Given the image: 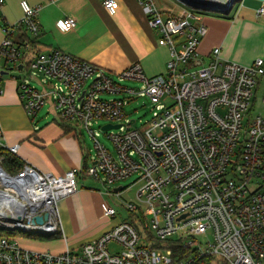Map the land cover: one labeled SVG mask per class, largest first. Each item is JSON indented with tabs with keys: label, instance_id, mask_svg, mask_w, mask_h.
Listing matches in <instances>:
<instances>
[{
	"label": "built area",
	"instance_id": "built-area-1",
	"mask_svg": "<svg viewBox=\"0 0 264 264\" xmlns=\"http://www.w3.org/2000/svg\"><path fill=\"white\" fill-rule=\"evenodd\" d=\"M139 2L161 34L159 44L170 50L166 71L152 76L140 62L112 75L57 48L27 57L28 42L18 47L13 36L20 27L33 34L41 30L40 6L28 0H21L24 14L19 22L4 25L0 60H25L29 72L41 74L27 77H38L42 87L27 77L19 80L27 113L35 115L52 99L58 118L90 131L96 153L85 171L70 168L63 175L36 172L26 165L19 172L21 184L36 183V177L42 181L39 194L47 197L34 210L5 187L16 195L10 201L18 206H7L11 218L0 212V264H211L216 258L223 264H264V110L251 115L255 93L264 89V57L242 64L222 57L219 46L204 56L199 44L207 27L193 8L164 15L154 0ZM104 5L113 13L118 3L105 0ZM258 14H264V0ZM76 23L72 16L58 20L62 29ZM125 79L141 85L124 84ZM105 93L114 96L103 97ZM138 94L150 98L152 116L142 127L131 128L137 119L128 120L126 98ZM249 114L250 125L242 134ZM100 119L121 123L104 130L110 131L117 155L94 135L92 122ZM2 136L0 125V144ZM9 148L16 152L18 145ZM82 171L110 186L108 194L121 196L138 185L135 200L124 203L129 217L94 239L57 252L25 247L7 233L16 228L29 234L62 232L57 203L79 189ZM131 176L135 178L129 186L111 188ZM47 210L43 224L28 221ZM117 213L111 203L105 210L111 217ZM111 242L120 248L111 249Z\"/></svg>",
	"mask_w": 264,
	"mask_h": 264
},
{
	"label": "crops",
	"instance_id": "crops-1",
	"mask_svg": "<svg viewBox=\"0 0 264 264\" xmlns=\"http://www.w3.org/2000/svg\"><path fill=\"white\" fill-rule=\"evenodd\" d=\"M28 1L40 6L38 18L41 30L38 34L28 31L29 37L36 39L37 43L24 50L27 57L32 58L40 51L57 48L89 60L112 75L134 62H140L148 76L166 71L169 47L159 44L161 34L150 25L139 0H116L118 5L113 13L105 7V0ZM154 1L164 15H179L185 8H190L181 0ZM261 5L254 0H245L229 14L199 13L200 21L207 27V33L199 44L200 53L205 56L219 46L222 57L242 64H251L255 58L264 57V14H258ZM23 14L21 0H3L0 6V44L5 36L4 25L19 22ZM71 16L76 19V26L62 29L58 20ZM24 32L26 30L20 27L13 37L18 40ZM3 63L0 61L3 88L0 93V125L3 133L0 147L10 150V146L18 145L15 153L26 165L41 173L63 175L70 168L85 171L86 150L82 139L75 130L66 131L55 118L39 125L33 122V117L22 103L17 75L12 71L2 74V70L6 69ZM93 160L89 156L88 164ZM83 171L79 174L82 185L74 193L61 198L57 207L62 232L73 234L93 226L94 231L84 237L88 241L113 227L114 222L113 217L105 214L110 202L103 200L97 189L83 183L84 178L90 176ZM100 217L108 220V223L98 221ZM84 242L76 243L81 245ZM28 248L36 249L32 246Z\"/></svg>",
	"mask_w": 264,
	"mask_h": 264
},
{
	"label": "rangeland",
	"instance_id": "rangeland-1",
	"mask_svg": "<svg viewBox=\"0 0 264 264\" xmlns=\"http://www.w3.org/2000/svg\"><path fill=\"white\" fill-rule=\"evenodd\" d=\"M257 3H262V0H254ZM245 0H235V3L233 5L234 8H232V11H235L236 7L241 6L244 4ZM196 13H202L203 15H208V14H222L218 10H206V9H198L194 8ZM10 66L16 65L13 63H9ZM12 73L16 74L18 76L17 78V83L19 85V80L27 77L28 73H32L31 75L33 76H41L37 71L31 70L29 72V69H23L19 70L16 67L12 70ZM30 77L29 80L31 83L38 87H42V84L39 82L38 77ZM122 83L124 84H129L133 86H137L138 88L140 87L141 83L137 80H130V79H125ZM263 87L261 86L258 88L256 91L255 95L257 97V102L255 103L253 110H252V117L258 114L261 110H264V104L262 102V94H263ZM120 95V94H119ZM103 97L106 98H111L114 96L113 93H105L102 95ZM22 100V99H21ZM23 103V101H22ZM152 104L150 98L145 95V94H138L134 95L132 97L126 98V104H125V111L128 116V120L130 119H137L136 123L129 125V127L134 128V127H142L144 125V122H146L151 116H152ZM57 109L55 105L53 104L52 99H50L46 104L42 106V108L33 116V122H36L37 125L47 121V120H52L53 118H58L57 115ZM251 116L246 115L244 117V128H243V133L244 134V129H248L251 121ZM108 122L106 119H100L98 121H93L91 128L94 130V135L95 137L102 143H104L107 147H109L115 155H117V150L116 147L111 140V138L108 136V133L110 131H104L102 129V125ZM126 126V125H125ZM81 128V139H82V144L84 146V149L89 152V156L91 159L95 157L96 149H95V138L92 136L90 131L87 128ZM1 160V159H0ZM1 164V163H0ZM2 165V164H1ZM4 168V167H3ZM5 169V168H4ZM6 170V169H5ZM21 170V169H20ZM19 170V171H20ZM7 171V170H6ZM8 172V171H7ZM11 174V173H10ZM12 176L16 175L15 173L11 174ZM135 176H131L122 180H119L116 184L112 185V189L114 187L118 186H129ZM86 186L93 187L94 189H97L99 194H102L103 200L109 201L113 206L116 207L118 210L117 216L111 218L113 220V224L116 225L120 221H122L125 217H129L128 211L124 207V203H126L128 200L133 199L135 200V191L138 188V185L133 186L131 189L123 192L121 196H118L117 194H108L106 191L110 186H105L101 180H98L94 178L93 176H86L84 178V182ZM82 185V181L80 182V186ZM0 187H12L8 185H4L3 183L0 182ZM13 188V187H12ZM9 192V191H8ZM10 194L13 195V193L10 192ZM101 196V195H100ZM98 221H103L105 223H108V220L104 218H98ZM110 222V221H109ZM112 228V227H111ZM93 226L89 229H84V230H78L77 232H74L73 234H69L63 230V232H59L56 234L54 237H47V236H30L29 233L24 232L23 230L16 228V229H10L7 231V233H10L14 235L16 240L19 241L20 244H22L25 247H34L36 249H44V250H52V251H62L65 246L67 247L70 245V247H74L76 245H79L80 243H76L78 241H87L84 240V237L88 236L90 233H92ZM101 235V234H100ZM98 237V236H97ZM208 238L207 236L205 239ZM31 243V244H30ZM82 243V242H81ZM109 247L113 250H118L120 248V245L117 244L116 242H111L108 244ZM64 247V248H63ZM63 248V249H62ZM211 264H223L219 261L218 258L212 261Z\"/></svg>",
	"mask_w": 264,
	"mask_h": 264
},
{
	"label": "water",
	"instance_id": "water-1",
	"mask_svg": "<svg viewBox=\"0 0 264 264\" xmlns=\"http://www.w3.org/2000/svg\"><path fill=\"white\" fill-rule=\"evenodd\" d=\"M185 5L189 6L190 8H198V9H206V10H218L220 11L222 14H229L232 11L233 5L235 3V0H224L223 2H218L213 1V0H181ZM17 68L19 70H23L24 69V63H18L16 66L12 65L9 68L2 70V74H7L9 72H11L14 68ZM131 122H134V119H131ZM121 123H105L102 126L103 130H108L110 128H117L120 127ZM30 166V165H29ZM32 167V166H30ZM36 172H39L36 168L32 167ZM0 171L2 173H5L8 177H10L11 179H16V180H20L23 177L20 175V173L12 176L9 172H7L3 166L0 164ZM123 186H118L115 189L116 190H120L122 189ZM13 199L14 195L10 194V192H8L6 190L5 187H0V199L2 200H7V199ZM36 208V206H32L31 205V209L34 210ZM49 214L50 212L47 210L43 215H35L33 217L28 218V221H31L32 223H40L43 224L48 218H49ZM7 215L9 218L12 217V215L7 212ZM17 219L19 220H23L22 215H18Z\"/></svg>",
	"mask_w": 264,
	"mask_h": 264
},
{
	"label": "trees",
	"instance_id": "trees-1",
	"mask_svg": "<svg viewBox=\"0 0 264 264\" xmlns=\"http://www.w3.org/2000/svg\"><path fill=\"white\" fill-rule=\"evenodd\" d=\"M27 41L29 46L28 47H24V42ZM37 43L36 39H32L29 37L28 32H24L21 36L20 39H18L17 44L18 47H24V50L30 47L35 46ZM0 61H4L3 65L4 67L7 69L10 67L9 62L7 61V59H1ZM22 61V62H21ZM21 63H24V69H29V62L25 61V60H21ZM19 62V63H20ZM13 64H18L17 63H13ZM15 65V66H16ZM34 115H32L33 117ZM57 119V118H55ZM58 122L65 128L66 131H71V130H75V133L78 135V137L81 138V130H79L78 127H76L75 125H73V123L71 121L68 120H62V119H57ZM85 157H84V169L87 168V166L89 165V152L85 151ZM0 163L2 164V166L11 174L15 173L18 174L20 171H22L24 169V167L26 166L25 161L15 152L9 150L6 147H0ZM21 169V170H20ZM20 170V171H19ZM1 233V232H0ZM30 236H42L41 234H29ZM47 237H54L56 236V234L53 235H44Z\"/></svg>",
	"mask_w": 264,
	"mask_h": 264
},
{
	"label": "bare ground",
	"instance_id": "bare-ground-1",
	"mask_svg": "<svg viewBox=\"0 0 264 264\" xmlns=\"http://www.w3.org/2000/svg\"><path fill=\"white\" fill-rule=\"evenodd\" d=\"M216 1V0H213ZM218 2H223L224 0H217ZM35 180L37 181L32 182L28 185H23L21 184L22 180H16V179H11L10 177H8L5 173H2L0 171V182L3 183L4 185H10L12 187H8L9 191H14L17 193V195H21L22 197H24L25 202L28 205H32V206H37L39 205V203L42 201L43 203L47 202V197L46 195H40L39 194V188H38V184L39 182H42L41 180L37 179L35 177ZM34 180V181H35ZM14 196H16L15 194H13ZM14 199V198H13ZM10 200L12 199H7V200H2L0 199V212L1 213H7L8 212V208L7 206H10L11 204H15L16 206H18L17 203H13ZM19 204H22L21 202L23 201H18Z\"/></svg>",
	"mask_w": 264,
	"mask_h": 264
}]
</instances>
